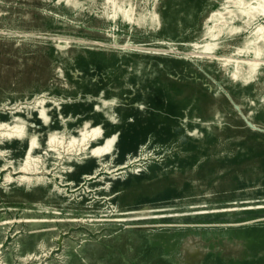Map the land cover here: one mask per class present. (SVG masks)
I'll return each instance as SVG.
<instances>
[{
	"label": "rangeland",
	"instance_id": "1",
	"mask_svg": "<svg viewBox=\"0 0 264 264\" xmlns=\"http://www.w3.org/2000/svg\"><path fill=\"white\" fill-rule=\"evenodd\" d=\"M224 7L0 0V264H264V18Z\"/></svg>",
	"mask_w": 264,
	"mask_h": 264
},
{
	"label": "bare ground",
	"instance_id": "2",
	"mask_svg": "<svg viewBox=\"0 0 264 264\" xmlns=\"http://www.w3.org/2000/svg\"><path fill=\"white\" fill-rule=\"evenodd\" d=\"M231 2L233 3V6L236 9L227 10L224 7V11L222 12L217 11L216 13H214V15H212V19L215 21L213 28L215 27L218 28L217 33L214 34V32H212V29H210V27H207L205 31L206 36L213 38L224 30H226L227 34L231 33L233 29L232 23L235 20H241L242 25H245L246 27L253 20L258 19L259 17L264 18V0H254L252 5L246 2V0H228V3H231ZM225 26L229 27V29H225L226 28ZM263 27L264 25L258 24L256 26L257 34H255V36H248L247 39L244 41V48H243L244 50L248 49V47L251 45H255V48H254L255 57L260 56V54L263 53L264 51L263 49L260 48L264 44V34H262ZM249 38H252V39H249ZM215 45H216L215 43H211V44L206 43V45L202 46V48L206 50H212L214 49ZM243 49L240 48L239 51H242ZM258 65H260L259 62H253L249 64V69H250L249 75L254 73L255 68ZM15 126H17V128L15 127L17 129L16 137H17V140L20 141L22 139L23 133L25 132L24 122L19 120V122ZM97 133H98V130L93 131V135ZM131 140H132L131 138L127 140H121V136L117 134H113L111 137H109V139L106 140V144H107L106 150L109 151L113 149L114 147L118 148L119 150L127 146L129 147ZM187 253L193 254L194 251L188 250ZM189 260H192V259H189Z\"/></svg>",
	"mask_w": 264,
	"mask_h": 264
}]
</instances>
